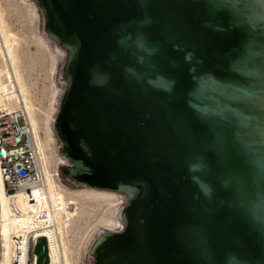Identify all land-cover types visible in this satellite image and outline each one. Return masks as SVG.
<instances>
[{
    "label": "water",
    "instance_id": "water-1",
    "mask_svg": "<svg viewBox=\"0 0 264 264\" xmlns=\"http://www.w3.org/2000/svg\"><path fill=\"white\" fill-rule=\"evenodd\" d=\"M33 1L62 172L127 196L94 264H264V0Z\"/></svg>",
    "mask_w": 264,
    "mask_h": 264
},
{
    "label": "rangeland",
    "instance_id": "rangeland-1",
    "mask_svg": "<svg viewBox=\"0 0 264 264\" xmlns=\"http://www.w3.org/2000/svg\"><path fill=\"white\" fill-rule=\"evenodd\" d=\"M45 34L42 12L33 0H0V70L3 71L0 102L11 107L10 111L18 108L17 100L11 96L14 87L19 90V100H22L41 154L47 190L57 208L65 264H94L91 245L102 231L116 224L120 200L112 193L88 187L62 172L61 167L67 162L59 160L60 156L66 157L61 153L62 142L57 137L54 121L64 92L61 70L65 55L50 45H54V41ZM8 198L0 175L1 209L4 206L1 211L2 264H9L11 259L12 235L27 225L24 220L28 211L26 201L21 195L14 198V208L24 216L19 220L25 223L15 226L7 207ZM46 247L45 238L39 237L34 247L36 264H48Z\"/></svg>",
    "mask_w": 264,
    "mask_h": 264
},
{
    "label": "built area",
    "instance_id": "built-area-1",
    "mask_svg": "<svg viewBox=\"0 0 264 264\" xmlns=\"http://www.w3.org/2000/svg\"><path fill=\"white\" fill-rule=\"evenodd\" d=\"M26 113L0 107V175L3 190L11 200L21 195L27 203V226L24 233L11 238L10 264H36L34 247L39 237L47 243L48 264H65L60 246L57 208L45 183V173L37 141ZM120 229V228H119ZM117 229V230H119Z\"/></svg>",
    "mask_w": 264,
    "mask_h": 264
},
{
    "label": "bare ground",
    "instance_id": "bare-ground-1",
    "mask_svg": "<svg viewBox=\"0 0 264 264\" xmlns=\"http://www.w3.org/2000/svg\"><path fill=\"white\" fill-rule=\"evenodd\" d=\"M45 35H46V34H45ZM46 37H48V36L46 35ZM47 39H51V38L48 37ZM51 40H52V39H51ZM50 45H51V46H54V48H55L59 53L62 51V52L64 53L63 56L66 55V50H65L62 46H60L59 44H57L56 42H54V45H52V44H50ZM62 52H61V53H62ZM2 74H3V71L0 70V80L2 79ZM15 85H16V84H15ZM11 97L17 100V102H15V103H17L18 106L21 107V108L24 110V112L26 113V110H25L24 106L22 105V100H21V99L19 100V98H20L19 90H18V92H17L16 87H14V89H13V91H12V96H11ZM0 107H3V108H5V109H7L8 111H10V108H11V107H8L7 105H4V104L1 103V102H0ZM16 109H17V108H16ZM14 110H15V109H14ZM14 110H12V111H14ZM26 115H27V113H26ZM27 118H28V117H27ZM28 121H29V119H28ZM29 124H30V126H31L30 121H29ZM30 129H31V131H32V133H33V135H34V132H33L32 126H31ZM34 137H35V135H34ZM35 139H36V138H35ZM58 157H59V156H58ZM64 157H65V156H64ZM59 160H61V162H65V161H66V158H63V157L60 156V157H59ZM57 176H58V170H57ZM58 178H59V176H58ZM45 183H46V180H45ZM88 187H91V188H94V189H102V191L104 190L103 192L112 193V194L118 196V198H119V200H120V203H119V207H118V210H117V217L115 218V219H116V220H115L116 224H115L113 227H111V228H107V229H108V230H117V229L121 228V227L123 226L122 221H121V210H122L123 204L126 203V202L124 201V200L127 199L126 194L123 193V195L121 196V195L119 194V192H118V191H115V190H111V189H103V188H96V187H92V186H88ZM46 188H47V186H46ZM91 190H93V189H91ZM105 190H106V191H105ZM10 200H11V198L9 197V198L7 199V201H6V203H7L8 210L11 212V217H12L14 223H15V226H16L19 222L25 224L24 221H20V220H19V218H23L24 216H22V215L19 213V211H18L17 209L14 208V211H13V210L10 208V206H9ZM13 203H14V201H13ZM52 203L54 204L53 201H52ZM54 205H55V204H54ZM3 209H4V206H3L2 209H1V202H0V223H1V221H2V220H1V211H3ZM24 220L27 222V220H26V216H25V219H24ZM11 222H12V221H11ZM26 226H27V225L25 224V226L23 227V229L20 230V231H18L19 233H15L14 235L24 233ZM1 228H2V226H1ZM107 229H106V230H107ZM102 232H103V231H102ZM12 236H13V235H12ZM11 251H12V249H11ZM10 260H11V259H10ZM9 264H10V261H9Z\"/></svg>",
    "mask_w": 264,
    "mask_h": 264
}]
</instances>
